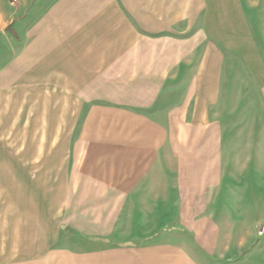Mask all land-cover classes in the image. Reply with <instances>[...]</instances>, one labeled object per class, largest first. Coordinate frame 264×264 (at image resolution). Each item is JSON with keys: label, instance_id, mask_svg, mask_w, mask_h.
I'll return each instance as SVG.
<instances>
[{"label": "crops", "instance_id": "crops-1", "mask_svg": "<svg viewBox=\"0 0 264 264\" xmlns=\"http://www.w3.org/2000/svg\"><path fill=\"white\" fill-rule=\"evenodd\" d=\"M241 15L79 18V108L0 140V264H264V12Z\"/></svg>", "mask_w": 264, "mask_h": 264}, {"label": "rangeland", "instance_id": "rangeland-1", "mask_svg": "<svg viewBox=\"0 0 264 264\" xmlns=\"http://www.w3.org/2000/svg\"><path fill=\"white\" fill-rule=\"evenodd\" d=\"M257 8L264 12V0H0V140L27 139V131L42 140L43 126L56 119V110L79 108V18L84 24L97 14L107 19L108 13L131 9L147 12L149 23L157 12L165 17L172 12L196 19L206 15L215 24L236 12L246 22ZM66 119L70 124L72 118ZM3 151L11 156L10 148ZM261 229L256 232L262 239ZM107 258L68 260L91 264Z\"/></svg>", "mask_w": 264, "mask_h": 264}, {"label": "built area", "instance_id": "built-area-1", "mask_svg": "<svg viewBox=\"0 0 264 264\" xmlns=\"http://www.w3.org/2000/svg\"><path fill=\"white\" fill-rule=\"evenodd\" d=\"M260 234L263 235L264 234V229L260 230Z\"/></svg>", "mask_w": 264, "mask_h": 264}]
</instances>
